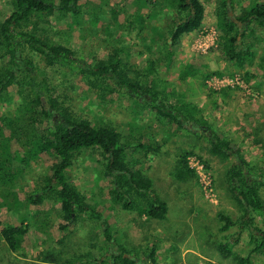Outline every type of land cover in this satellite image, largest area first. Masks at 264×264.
Listing matches in <instances>:
<instances>
[{
    "label": "trees",
    "instance_id": "obj_1",
    "mask_svg": "<svg viewBox=\"0 0 264 264\" xmlns=\"http://www.w3.org/2000/svg\"><path fill=\"white\" fill-rule=\"evenodd\" d=\"M107 1L114 4L110 15L119 27L126 15L139 24L150 20L148 27L155 35L153 39L160 41L163 51L157 50L155 59L146 67L135 69L122 47L113 46L99 59L88 62L64 46L67 42L64 35L85 23L80 0H8L7 15L0 16V108L5 109L0 116V208L4 204L7 212H15L19 216L17 210L21 205L41 209V204L46 201L54 211L42 210L50 216L54 213L59 216V224L52 227L62 233L56 241L59 245L64 243L69 227L86 219L95 220L103 227L101 232L109 248L100 250L94 257L91 255L88 261L95 264L108 254V263L103 260L102 264L156 263L155 249L139 253L125 248L115 233L110 234L111 228L102 220L99 210L72 183L67 170L81 154L91 151L98 155L97 163L104 181L108 182L106 197L112 207H119L139 218L164 221L168 214L167 203L153 189L152 179L146 175L150 166L141 159L143 156L151 160L158 154L160 145L151 137L148 143H144L142 135H135L138 129H143L142 126L134 130L129 124L128 131L123 132L111 124L95 123L72 112L67 106L68 96L63 93V88H68L67 84L72 87L71 82L62 79L71 74L83 80L86 88L102 99L114 94L128 96L138 112L146 108L153 112L169 134L182 129L192 134L200 133V137L209 143L211 156L221 162L232 161L225 175L238 211L234 218L222 212L217 214L221 225L218 231L224 233V240L218 243L217 249L225 257H235L236 264H253L252 255L261 256L263 262L259 264H264V199L261 193L264 170L251 168L241 149L231 143L226 134L214 130L203 118H195V112L200 115L195 106L186 109L168 102L166 92L161 88L163 82L156 76L155 67L160 60L170 65L174 54L181 50L182 39L202 31L204 4L201 0ZM107 1L92 3L101 10ZM252 3L244 15L232 17L235 0H215V52L220 59L243 71L252 63L255 51L264 42V37L259 38L255 29H264V0ZM168 9L171 16L166 27H156L155 20L164 14L162 10ZM141 10L148 14L140 13ZM137 11L139 13L135 15ZM95 19V25L101 23L96 16ZM128 22L133 25L132 21ZM107 24L105 32L109 29ZM107 34L114 37L110 32ZM119 40L117 36L107 42ZM54 68L58 71L66 69L67 73L54 72L52 78L50 70ZM254 70L264 76V56ZM185 123L194 124L208 134L186 129ZM188 155L180 156L171 172L182 184L194 178L188 167ZM38 157L47 159L50 164L39 178L40 190L39 187L28 190L23 196L19 193V183L24 179V167ZM18 194L21 197L18 198ZM50 200L55 201V209H52ZM47 212L44 213L48 215ZM258 216L263 219V227L260 228L255 225ZM19 222L4 225L0 221V238L11 251L21 248V239L29 230V226L24 224L25 219L20 217ZM232 228L237 229L234 235L229 234ZM243 232L248 233L253 246L247 257L237 256L232 251V247L239 244ZM113 245L116 251L109 250ZM86 256L83 254L80 258L85 259ZM65 264L73 263L65 261Z\"/></svg>",
    "mask_w": 264,
    "mask_h": 264
},
{
    "label": "rangeland",
    "instance_id": "obj_2",
    "mask_svg": "<svg viewBox=\"0 0 264 264\" xmlns=\"http://www.w3.org/2000/svg\"><path fill=\"white\" fill-rule=\"evenodd\" d=\"M94 1L98 0H80L81 16L85 23L64 35V41L67 40L64 46L76 52L81 59H99L109 48L122 47L129 54V63L138 69L154 60L157 50L163 51L160 41L153 39L155 35L148 27L149 19L145 18L146 21L139 24L126 15L119 27L110 15L114 4L106 0L99 10L92 3ZM115 1L121 3L123 0ZM201 1L205 8L204 28L197 35L182 39L181 50L174 54L170 65L160 60L155 67L156 76L163 82L161 88L165 90L168 102L186 109L195 106L201 110L200 115L195 112V118H203L214 130L226 134L229 141L241 149L251 168L264 170V76L254 70L264 56V42L255 51L254 60L247 71L220 59L215 52V0ZM257 1L260 0H235L234 14L231 13V16L244 15L245 9ZM7 4L8 0H0L2 17L7 15ZM141 11L144 13V10ZM162 12L164 14H160L154 22L158 28H165L171 16L169 9ZM95 16L99 18L100 24L95 25ZM128 21H132L133 25H129ZM107 22L109 29L105 32ZM255 29L259 38L264 37V29ZM108 32L114 37H109ZM117 36L120 37L119 42H107ZM54 72L67 73V70L51 69L52 78ZM62 79L71 82L72 87L67 84L68 88H63V93L69 99L67 106L76 115L95 123L111 124L123 132L128 131L129 124L133 125L134 130L142 126L143 129H138L135 135H142L144 143H148L151 137L160 145L158 154L151 160L143 156L141 159L150 166L146 175L152 179L153 189L167 203L168 214L164 221L139 218L119 207H112L106 197L108 182L104 181L97 163L98 155L91 151L81 154L67 170L72 183L99 210L102 220L111 228L110 234L115 233V237L127 249L139 253L155 249V264H236L235 257H225L217 249L218 243L224 240V233L218 231L221 225L217 214L222 212L234 218L238 211L225 175L232 161L221 162L211 156L208 153L209 143L200 137V133L192 134L182 129L173 135L169 134L153 112L147 108L138 112L128 96L114 94L102 99L86 88L85 82L78 77L69 74L66 79ZM4 110L0 108V116ZM185 127L193 132L201 130L202 134H208L194 124L185 123ZM184 153L189 154L188 167L194 173V178L187 184L179 183L171 174ZM49 164L43 157L29 161L24 167L19 193L25 196V192L37 187L39 191V178H42ZM261 193L264 199V189ZM19 197L21 195L18 194ZM45 202L41 204V209L21 205L17 210L19 216L15 212H7L4 204L0 208V221L4 225H11L9 222L13 225L20 223L21 217L25 219L24 224L29 226L28 233L21 239L23 245L15 251H11L0 238V264H65V261L93 264L88 261L91 255L94 257L100 250L109 248L101 232L103 227L95 220L87 219L69 227L64 243L59 245L56 241L62 233L56 228V231L52 229L53 225L59 224V216L56 213L50 216L49 213L54 210H50ZM50 202L52 209H55V201ZM46 208L49 213L42 210ZM255 225L263 227L261 216L256 217ZM236 231V228H232L229 234L234 235ZM252 247L248 233L243 232L239 244L233 246L232 251L237 256L247 257ZM83 254L87 255L85 259L80 258ZM251 259L253 264L263 262L259 255H252ZM105 261L108 263V259Z\"/></svg>",
    "mask_w": 264,
    "mask_h": 264
},
{
    "label": "crops",
    "instance_id": "obj_3",
    "mask_svg": "<svg viewBox=\"0 0 264 264\" xmlns=\"http://www.w3.org/2000/svg\"><path fill=\"white\" fill-rule=\"evenodd\" d=\"M140 13H142V11H140ZM198 110V109H197ZM199 111V110H198ZM201 111V110H200ZM202 112V111H201ZM122 245H123V243H121ZM113 248V250L114 251H116V247H115V245H113V246H111L110 247V249H112ZM112 250V251H113ZM108 254L107 255H105L99 262H97V263H95V264H101V262L103 261V260H106V259H108L109 260V258H108ZM138 262V261H137Z\"/></svg>",
    "mask_w": 264,
    "mask_h": 264
},
{
    "label": "built area",
    "instance_id": "obj_4",
    "mask_svg": "<svg viewBox=\"0 0 264 264\" xmlns=\"http://www.w3.org/2000/svg\"><path fill=\"white\" fill-rule=\"evenodd\" d=\"M216 40V39H215ZM216 42V41H215Z\"/></svg>",
    "mask_w": 264,
    "mask_h": 264
}]
</instances>
